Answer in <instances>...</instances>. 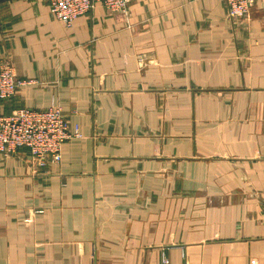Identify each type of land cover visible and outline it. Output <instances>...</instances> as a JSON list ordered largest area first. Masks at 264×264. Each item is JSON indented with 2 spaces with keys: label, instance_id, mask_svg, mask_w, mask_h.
<instances>
[{
  "label": "crops",
  "instance_id": "0c3cea01",
  "mask_svg": "<svg viewBox=\"0 0 264 264\" xmlns=\"http://www.w3.org/2000/svg\"><path fill=\"white\" fill-rule=\"evenodd\" d=\"M0 114L62 106L81 136L0 152V264H264V0H132L71 26L0 2Z\"/></svg>",
  "mask_w": 264,
  "mask_h": 264
},
{
  "label": "built area",
  "instance_id": "2783aa9c",
  "mask_svg": "<svg viewBox=\"0 0 264 264\" xmlns=\"http://www.w3.org/2000/svg\"><path fill=\"white\" fill-rule=\"evenodd\" d=\"M51 14L67 26L83 14L103 6L113 12H126L132 0H48ZM256 0H225L231 18L247 15ZM21 82L14 66L0 60V100L12 97ZM82 134L76 125L70 128L64 110L59 104L47 108L20 107L11 113L0 114V152L12 154L26 147L38 167L49 161L59 162L64 142Z\"/></svg>",
  "mask_w": 264,
  "mask_h": 264
},
{
  "label": "water",
  "instance_id": "95a60500",
  "mask_svg": "<svg viewBox=\"0 0 264 264\" xmlns=\"http://www.w3.org/2000/svg\"><path fill=\"white\" fill-rule=\"evenodd\" d=\"M2 1H4V0H0V2H2Z\"/></svg>",
  "mask_w": 264,
  "mask_h": 264
}]
</instances>
